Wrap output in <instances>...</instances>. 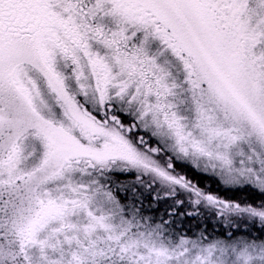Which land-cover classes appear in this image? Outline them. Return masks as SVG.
<instances>
[{
	"label": "snow or ice",
	"instance_id": "6c2138e0",
	"mask_svg": "<svg viewBox=\"0 0 264 264\" xmlns=\"http://www.w3.org/2000/svg\"><path fill=\"white\" fill-rule=\"evenodd\" d=\"M0 264H264V0H0Z\"/></svg>",
	"mask_w": 264,
	"mask_h": 264
},
{
	"label": "trees",
	"instance_id": "16d2710c",
	"mask_svg": "<svg viewBox=\"0 0 264 264\" xmlns=\"http://www.w3.org/2000/svg\"><path fill=\"white\" fill-rule=\"evenodd\" d=\"M225 227H227V225H224Z\"/></svg>",
	"mask_w": 264,
	"mask_h": 264
}]
</instances>
